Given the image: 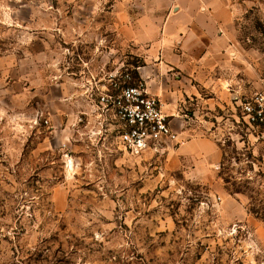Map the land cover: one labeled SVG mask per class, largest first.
<instances>
[{
  "label": "rangeland",
  "instance_id": "rangeland-1",
  "mask_svg": "<svg viewBox=\"0 0 264 264\" xmlns=\"http://www.w3.org/2000/svg\"><path fill=\"white\" fill-rule=\"evenodd\" d=\"M152 1L0 0V264H264V127L241 110L264 96V0H232L231 65L135 156L84 89L145 66L118 11Z\"/></svg>",
  "mask_w": 264,
  "mask_h": 264
},
{
  "label": "crops",
  "instance_id": "crops-1",
  "mask_svg": "<svg viewBox=\"0 0 264 264\" xmlns=\"http://www.w3.org/2000/svg\"><path fill=\"white\" fill-rule=\"evenodd\" d=\"M232 6V0H153L146 6L118 11L117 41L125 48L132 46L145 61L139 76L152 96L166 102L169 116L178 113V104L187 96L198 95V87L215 84L211 74L221 63L231 65ZM176 121L173 128L179 132ZM190 147L215 158L210 142L191 144L185 150L191 151Z\"/></svg>",
  "mask_w": 264,
  "mask_h": 264
},
{
  "label": "built area",
  "instance_id": "built-area-1",
  "mask_svg": "<svg viewBox=\"0 0 264 264\" xmlns=\"http://www.w3.org/2000/svg\"><path fill=\"white\" fill-rule=\"evenodd\" d=\"M109 76L111 91L102 81L96 83V80L95 84L92 81L86 83L84 89L87 100L95 109L93 117L106 133L116 132L121 144L135 156L151 149L161 152L165 144L178 140L165 104L148 92L142 79L135 80L132 71L123 74L120 79L123 84L117 81V75ZM241 110L250 125L264 127L263 95L242 102ZM114 125L118 129L111 131Z\"/></svg>",
  "mask_w": 264,
  "mask_h": 264
},
{
  "label": "trees",
  "instance_id": "trees-1",
  "mask_svg": "<svg viewBox=\"0 0 264 264\" xmlns=\"http://www.w3.org/2000/svg\"><path fill=\"white\" fill-rule=\"evenodd\" d=\"M133 75H134L135 78H137V79L139 78L138 77V73L136 71L133 72Z\"/></svg>",
  "mask_w": 264,
  "mask_h": 264
}]
</instances>
